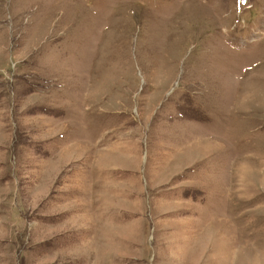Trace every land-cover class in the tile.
<instances>
[{
	"label": "rangeland",
	"instance_id": "374dc122",
	"mask_svg": "<svg viewBox=\"0 0 264 264\" xmlns=\"http://www.w3.org/2000/svg\"><path fill=\"white\" fill-rule=\"evenodd\" d=\"M0 264H264V0H0Z\"/></svg>",
	"mask_w": 264,
	"mask_h": 264
}]
</instances>
